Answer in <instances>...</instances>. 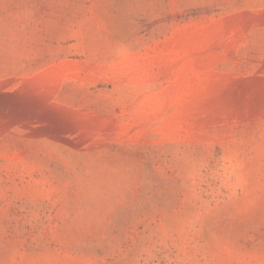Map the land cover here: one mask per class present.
Masks as SVG:
<instances>
[{
	"label": "rangeland",
	"instance_id": "1",
	"mask_svg": "<svg viewBox=\"0 0 264 264\" xmlns=\"http://www.w3.org/2000/svg\"><path fill=\"white\" fill-rule=\"evenodd\" d=\"M0 264H264V0H0Z\"/></svg>",
	"mask_w": 264,
	"mask_h": 264
}]
</instances>
